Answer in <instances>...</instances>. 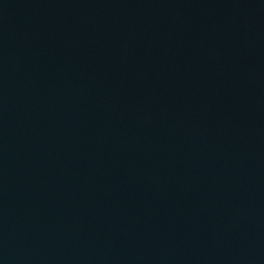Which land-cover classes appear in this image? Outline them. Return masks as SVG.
<instances>
[{
    "label": "water",
    "instance_id": "water-1",
    "mask_svg": "<svg viewBox=\"0 0 264 264\" xmlns=\"http://www.w3.org/2000/svg\"><path fill=\"white\" fill-rule=\"evenodd\" d=\"M152 129L264 241V0H62Z\"/></svg>",
    "mask_w": 264,
    "mask_h": 264
}]
</instances>
